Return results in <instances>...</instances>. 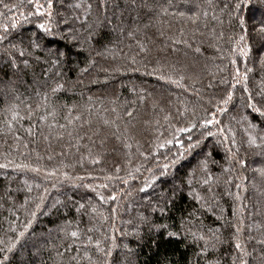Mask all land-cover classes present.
<instances>
[{"label": "trees", "instance_id": "obj_1", "mask_svg": "<svg viewBox=\"0 0 264 264\" xmlns=\"http://www.w3.org/2000/svg\"><path fill=\"white\" fill-rule=\"evenodd\" d=\"M47 2L0 0V264H264V0Z\"/></svg>", "mask_w": 264, "mask_h": 264}, {"label": "snow or ice", "instance_id": "obj_2", "mask_svg": "<svg viewBox=\"0 0 264 264\" xmlns=\"http://www.w3.org/2000/svg\"><path fill=\"white\" fill-rule=\"evenodd\" d=\"M30 2H31V0H30ZM5 7L7 8L8 6L5 5ZM42 7H44V6H43V5H40L39 3H36V4H35V8H36V13H35V14H36V15H43V14H44V13H42V12L40 11V9H41ZM77 7H79V5H77ZM226 7L229 8V16H230L231 18H234L235 20L239 21V25H240V27H241V28H244V26H245V24H244V20H243L242 17L240 16V13H241L242 10H244L245 8H248V7H249L248 0H233L232 4H230V5H226ZM51 8H52V0H48V2H47V14H48V16H51ZM179 15L184 16L185 13H184V12H180ZM203 15H204L205 17H207V15H208L207 11H205V12L203 13ZM197 18H198V13H195V12H190V13H189V19H191L193 23H196ZM214 18H215V17H214ZM39 27H40L41 29H44L45 31H50V29L46 28V25H45V24H40ZM7 30H8V29H7V26H5V28H4L5 33L7 32ZM258 30H259L261 33H264V23H261V24L258 26ZM130 35H131V34H130ZM4 39H6V36H0V43H2ZM240 39L243 40V39H244V36H240ZM174 43H179V41H174ZM144 50H145L144 46L141 45V51H144ZM196 51L198 52L199 49L197 48ZM20 55L23 56L24 53L21 52ZM233 63H234V61H233ZM249 71H250V70H249ZM161 78H163V77H161ZM169 79H171V78L169 77ZM180 79H183V77H181ZM245 79H247V77H245ZM172 82L175 83V84H177V86H180V85H179V81H177V80H173ZM58 87H59V86H58ZM233 87H235V85H233ZM244 90H245L246 92L248 91L247 88H245ZM53 91L55 92L56 89H53ZM231 99H232V92L229 91L228 94H227V97H226L225 99L222 100V103H223L224 105H227ZM258 103H259L258 101H255V100H254V97L252 96V94L249 93V96H248V98H247V107L251 108L253 111H255L256 113H258L259 115L264 116V108L257 107V104H258ZM217 111H219V112H224V111H227V109H226V108H219V109H217ZM126 114H127L128 116H131V115H132V112L129 111V112H127ZM165 119H167V117H165ZM106 123H107V121H106ZM213 124H219V121L215 119V115H214V114H212V119H205V120H203L202 123H201V126H202L203 128H205V129H209V126H210V125H213ZM196 127H197V124L192 123V124H191L190 126H188V127H181V128H178V131L181 132V133H183V132H191L192 129H193V128H196ZM219 131H220V134H221V135H224V129L221 128ZM204 134H205V133H202V135H204ZM214 134H215V133H213L211 130H207V131H206V135H208V136H212V135H214ZM174 139H175V137H174ZM189 139L191 140V136H189ZM227 139H228V138L225 136V142H227ZM261 139H264V138H261ZM249 142H250L252 145L259 146V145H257V138L250 137ZM172 143H173V140H167V141H165L164 143L160 144L159 147L163 148V147L165 146V144L170 145V144H172ZM232 143H233V145H234V143H235V138H234V136H233V138H232ZM229 151H231V150L229 149ZM93 162H94V163H99V159H95ZM239 162H240L241 165L243 166V163H244V162H243V161H239ZM202 164H203L204 169L206 170V168H207L206 163H205V162H202ZM0 167H6V165H2V164H0ZM18 167H28V165H19ZM163 168H164V169H167V168H168V164H164V165H163ZM32 170H33V171H39V169H37V168H33ZM136 170L139 171L138 168H137ZM116 171L119 172V168H118V167H117ZM129 175H131V173H129ZM108 178L111 179V177H108ZM117 178H119V177H117ZM211 179H212V177H211V176H208L206 179H204V181H203L204 184H209L210 181H211ZM123 182H124V183H127V181H123ZM102 186H103V187H107V185H102ZM237 187H239V185H237ZM145 190H146V188H141V189H140V191H145ZM101 199H104V197L101 196ZM111 199L115 200L116 197H115V196H112ZM199 199H200V198L197 197V200H199ZM237 199H239V197H237ZM37 207H39V205H37ZM80 207L82 208V207H84V206L81 205ZM93 210H95V209H93ZM33 215H35V213H33ZM21 235H23V233H21ZM70 235H71L72 237H74V238H77V237H78V233H77V231H72V232L70 233ZM169 235L171 236V235H174V234H173V233H169ZM213 235H215V233H213ZM216 238L218 239V237H216ZM199 239H200V240H205V237H204L203 235H201V236L199 237ZM205 243L207 244V241H205ZM14 246H15L14 244H13V245H10V246L8 247L7 250H8V251H11V250H12V247H14ZM96 246H97V248L99 249V241L96 242ZM235 247H236V249H237L238 251H241V252L243 251V249H242V247H241V244H240L239 242H237V243L235 244ZM100 250L103 251V249H100ZM245 254H246V253H245ZM106 255H107V256H111V250H110V249L106 252ZM5 259H7V257H5ZM240 264H247V262H246L245 260L241 259Z\"/></svg>", "mask_w": 264, "mask_h": 264}, {"label": "rangeland", "instance_id": "obj_3", "mask_svg": "<svg viewBox=\"0 0 264 264\" xmlns=\"http://www.w3.org/2000/svg\"><path fill=\"white\" fill-rule=\"evenodd\" d=\"M249 12V11H248ZM249 14V13H248Z\"/></svg>", "mask_w": 264, "mask_h": 264}]
</instances>
